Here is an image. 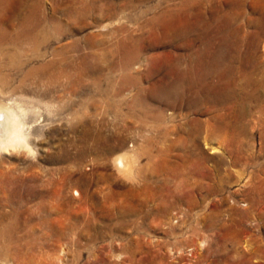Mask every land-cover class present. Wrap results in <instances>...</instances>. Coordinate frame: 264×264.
Returning a JSON list of instances; mask_svg holds the SVG:
<instances>
[{"label": "rangeland", "instance_id": "rangeland-1", "mask_svg": "<svg viewBox=\"0 0 264 264\" xmlns=\"http://www.w3.org/2000/svg\"><path fill=\"white\" fill-rule=\"evenodd\" d=\"M253 61L264 0H0V264H264V103L166 93Z\"/></svg>", "mask_w": 264, "mask_h": 264}, {"label": "bare ground", "instance_id": "bare-ground-1", "mask_svg": "<svg viewBox=\"0 0 264 264\" xmlns=\"http://www.w3.org/2000/svg\"><path fill=\"white\" fill-rule=\"evenodd\" d=\"M200 62L203 63V61ZM251 63L253 67H251L250 69L247 66H243L240 69H238L237 72L235 73L232 70V68L229 69L230 72H233L230 74L232 80L229 82L226 81L227 84L236 86L241 91L243 90L246 91L244 92L245 95H239V93H234L230 88L225 87L226 84L223 85L222 82L221 85L219 86V88L221 89H218L217 85L212 84V77H214V74L219 73L218 69L214 66L213 68L209 66L210 67L209 70L208 69L203 70V68L205 67L204 65L203 66L201 65L202 67L199 65L197 69L192 68L190 69L189 74L186 75L183 74L182 76H180L177 79L178 80L177 82H174L171 87L166 88V93L168 94L167 91L168 89H170L172 92L178 94L177 100H179L181 98H184L182 97V95H184L183 93L190 89L189 91L192 92V95L194 97L193 99L190 100V102L192 101L190 103L191 105L197 103L203 105L207 102L220 103L223 102V100L225 99L227 100L228 98L232 97L239 102L241 101L239 103L242 106V108L240 109V117H242L243 113L249 115V113L251 112V108L253 106L252 104H254L253 102L264 103V79L259 80L258 78L255 77V74H257V72L259 71L260 66L258 65V61H253ZM198 64L199 63H197V65ZM0 72H1V66H0ZM237 76L239 77V79ZM214 89L219 90L220 92L219 93L217 91L215 92ZM248 89L251 90L248 91ZM16 113L17 112H11L10 110H5L0 108V150L1 151L2 150L12 151L22 146L28 148V150L31 148L28 142L29 140L27 138L28 136L26 135L25 132L26 123L25 121L23 122V120H21L18 114ZM217 130L218 129L216 128L211 132L214 134L218 132ZM115 164L119 171L127 172V170L129 171L130 169H132L131 168L132 159L127 154L119 155L116 158Z\"/></svg>", "mask_w": 264, "mask_h": 264}]
</instances>
